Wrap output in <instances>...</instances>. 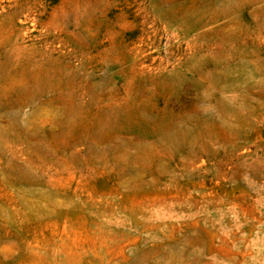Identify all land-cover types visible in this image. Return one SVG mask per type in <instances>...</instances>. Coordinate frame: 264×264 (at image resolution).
<instances>
[{
  "label": "rangeland",
  "instance_id": "obj_1",
  "mask_svg": "<svg viewBox=\"0 0 264 264\" xmlns=\"http://www.w3.org/2000/svg\"><path fill=\"white\" fill-rule=\"evenodd\" d=\"M0 264H264V0H0Z\"/></svg>",
  "mask_w": 264,
  "mask_h": 264
}]
</instances>
